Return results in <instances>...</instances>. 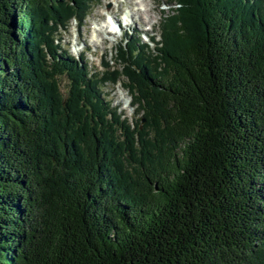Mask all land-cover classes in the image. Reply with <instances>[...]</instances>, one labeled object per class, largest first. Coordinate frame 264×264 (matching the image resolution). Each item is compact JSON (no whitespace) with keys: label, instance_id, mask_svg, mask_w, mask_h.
<instances>
[{"label":"trees","instance_id":"1","mask_svg":"<svg viewBox=\"0 0 264 264\" xmlns=\"http://www.w3.org/2000/svg\"><path fill=\"white\" fill-rule=\"evenodd\" d=\"M99 1L0 0V264H264V0H170L92 72Z\"/></svg>","mask_w":264,"mask_h":264},{"label":"rangeland","instance_id":"2","mask_svg":"<svg viewBox=\"0 0 264 264\" xmlns=\"http://www.w3.org/2000/svg\"><path fill=\"white\" fill-rule=\"evenodd\" d=\"M140 1L142 3H138ZM144 2L142 0H125L123 3L121 0H100L82 25L73 21L68 30H63L61 34L63 48L76 58H84V63L89 65L92 72H103L106 63L116 67L114 64L116 49L123 41H126V38L135 36L136 39L142 38L144 42H149L150 37H157V41H160L161 22L164 13L170 11L168 6L170 0H144ZM128 7L134 12L132 22L127 21L129 27L125 24H117L119 29L115 31L116 35H107L106 30L101 31L100 28L104 25L107 15L119 18L124 9ZM141 8L144 12L136 11ZM149 17L152 18V21L149 20ZM95 30L100 32L99 37L94 36ZM140 34L142 37H139ZM151 46L152 49L156 47L152 43ZM60 82V89L66 96L69 81L64 76L60 78ZM125 83L126 80L122 78L115 85L109 83L102 88V91L106 100L111 101V107L117 109L118 113L133 124L141 116L136 115L135 109L130 106L132 98L126 90Z\"/></svg>","mask_w":264,"mask_h":264},{"label":"bare ground","instance_id":"3","mask_svg":"<svg viewBox=\"0 0 264 264\" xmlns=\"http://www.w3.org/2000/svg\"><path fill=\"white\" fill-rule=\"evenodd\" d=\"M144 2V0H142ZM122 2V0H121ZM138 3H142L141 1L138 2ZM145 3V2H144ZM137 4V3H136ZM139 5V4H137ZM136 7V6H135ZM137 12H144V10L141 8V10L137 9L136 10ZM134 12L132 10L129 9V11L127 12L126 16L129 17V20L130 22H132V18L134 17L133 16ZM140 14V13H139ZM143 16V15H142ZM111 17V18H110ZM149 20L152 21V18L149 17ZM116 24H118V18H115L114 15H107L106 16V19L104 21V25L101 26V31H104L106 30V34L107 35H112L113 31H114V26H116ZM127 26L129 27V23L127 24ZM100 32H98L97 30L94 31V36L95 37H99Z\"/></svg>","mask_w":264,"mask_h":264}]
</instances>
